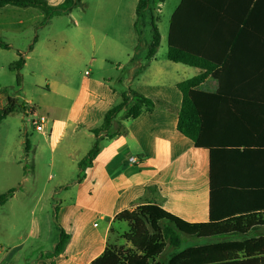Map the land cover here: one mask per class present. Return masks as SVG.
Segmentation results:
<instances>
[{
    "label": "crops",
    "instance_id": "crops-1",
    "mask_svg": "<svg viewBox=\"0 0 264 264\" xmlns=\"http://www.w3.org/2000/svg\"><path fill=\"white\" fill-rule=\"evenodd\" d=\"M138 2L139 0H135L133 9L130 5L128 11L129 23L133 29L131 31H136ZM181 2L182 0H151L149 4L152 14L155 8H158L160 15L164 14L165 9L169 10L166 17L164 16L168 23L167 50L171 19ZM7 7L24 8L6 5L0 9ZM252 7L251 0H207L204 12L205 29L212 34L220 33L221 36L208 39L206 46L219 50L227 48L228 55L232 49L240 50L244 47L247 41H238L235 34L244 30V23L251 15ZM252 15L255 20L253 19L246 31L253 33L259 28L260 14ZM193 18L195 25L188 23V26L197 30L201 23L197 20V14L193 13ZM157 27L161 43L163 35L159 25ZM0 36L4 39L6 37L3 33ZM249 45L250 42L247 46ZM167 54L168 51L164 57L154 56L150 60L147 57L145 60L136 59L129 55L125 66L120 64L117 69L123 72V76L116 78L115 86L111 85L113 77H102L103 81L88 80L79 89L76 102L70 107L59 130L55 122L49 127L51 135L58 130L57 142L68 136L72 145L76 146V149L67 154L76 166L74 179L63 183L64 190L72 192L75 198L71 203V209H75V213L68 223L70 233L65 231L63 223L58 222V234L49 236L52 247L45 249L47 252L52 251L60 233L64 231L69 235L64 251L49 257L52 259L49 263L40 259L32 264H91L104 252L108 244L117 248L129 247L130 244L122 238V230H127L128 224L116 222L115 217L123 211H132L143 205H158L190 223L209 221V151L197 148L190 138L178 130L179 111L183 102L178 85L203 74L206 70L172 61L168 59ZM255 63L252 58H243L240 53H236V57L231 60L233 65L229 71L230 78L239 79L242 77V66H254ZM86 75H90V72L86 71ZM200 89L215 92L218 83L210 75L201 84ZM130 90L151 99L154 107L143 110L136 118H126V109H123L114 119L112 128L99 135L100 152L83 171V178L78 179V164L96 141L92 129L102 125L106 112L118 105L123 94H129ZM14 99L19 102L28 101ZM81 150L77 157L76 152ZM96 220L99 221L98 224ZM86 225L93 227V230L87 231ZM41 230L39 225L31 234L47 239V236H42ZM251 233H254L252 237L264 235V227L256 228ZM248 236L218 237H225L226 240L222 242H227L251 238ZM216 243L221 242L191 247ZM174 249L167 247L166 251L169 250L170 254L166 260H162L163 254L157 261L167 262L169 256L175 254ZM43 250V246L38 247L39 258H43V253H47ZM9 257L8 254L5 255V259ZM14 264H18V261Z\"/></svg>",
    "mask_w": 264,
    "mask_h": 264
},
{
    "label": "trees",
    "instance_id": "trees-1",
    "mask_svg": "<svg viewBox=\"0 0 264 264\" xmlns=\"http://www.w3.org/2000/svg\"><path fill=\"white\" fill-rule=\"evenodd\" d=\"M79 1L65 0L64 6L52 9L45 0H0V7L39 8L45 13V21H48L62 12H68ZM150 1L139 0L136 27L144 12H149L153 18ZM251 1L253 7L244 23V30L235 34L238 41L247 43L240 50L232 49L229 55L227 48L219 50L206 46L208 39L221 36L205 29L207 0H182L171 19L168 59L206 70L178 85L183 95L178 130L197 148L209 151V221L190 223L155 204L123 211L115 217V221L128 224L129 229L122 238L130 246L117 248L108 244L91 264H264V235L190 247L181 253L171 254L167 262L157 261L167 247L181 245V234L197 238L246 237L256 228L264 227V0ZM193 13L197 14L201 23L197 30L188 26V23L195 25ZM257 13L260 14L258 30L253 33L246 31L255 20L252 14ZM160 41V32L153 20L148 60L155 56ZM0 47H9L1 36ZM236 53L256 62L254 66H242V77L239 79L229 75L233 65L231 60ZM24 64L25 59L20 57L15 68L20 70ZM210 75L218 83L215 92L200 89ZM20 79L18 74V83ZM23 107L24 102L10 98L7 109L0 112V122L16 108L23 110ZM153 107L151 99L132 90L123 94L122 101L106 112L102 125L92 129L96 141L78 164V179L83 178V171L100 152L99 135L112 128L114 119L123 109H126V118H136L143 110ZM12 194L13 190H10L0 195V204H5ZM68 240L69 235L62 231L54 249L43 253V257L62 253Z\"/></svg>",
    "mask_w": 264,
    "mask_h": 264
},
{
    "label": "rangeland",
    "instance_id": "rangeland-1",
    "mask_svg": "<svg viewBox=\"0 0 264 264\" xmlns=\"http://www.w3.org/2000/svg\"><path fill=\"white\" fill-rule=\"evenodd\" d=\"M45 1L57 9L64 6L65 0ZM134 3L135 0H80L68 12L48 21L39 8L0 9V34L6 35L4 40L9 44L8 48L0 47V93L30 101L49 120L46 136L34 129L21 108L0 122V195L13 190L8 201L0 204V264H32L40 259L49 263L51 258H39L38 247L43 246L44 252L52 247L49 236L58 234V222L70 233L68 223L75 213L71 209L75 198L64 190L63 183L74 179L76 166L67 154L76 146L68 136L59 142L56 138L79 89L90 79L103 81L102 77H113L111 85L115 86L116 78L123 76L117 69L120 64L125 66L129 55L145 60L153 20L163 35L155 56L166 55L168 23L164 16L168 8L161 15L155 8L153 18L144 12L136 31H131L128 11ZM20 57L25 64L17 70ZM54 122L59 127L51 135L49 127ZM39 225L47 239L31 234ZM90 229L93 227L86 225V230ZM181 236L182 243L175 253L226 240L218 236ZM169 254L167 250L162 260Z\"/></svg>",
    "mask_w": 264,
    "mask_h": 264
},
{
    "label": "built area",
    "instance_id": "built-area-1",
    "mask_svg": "<svg viewBox=\"0 0 264 264\" xmlns=\"http://www.w3.org/2000/svg\"><path fill=\"white\" fill-rule=\"evenodd\" d=\"M9 100L10 97L0 93V112H3L7 109L9 106ZM23 112L26 117H29V121L37 132L43 135L48 133L47 124L49 120L45 115L40 114L39 108L37 106L29 101H26L24 102ZM131 160L134 159L131 158Z\"/></svg>",
    "mask_w": 264,
    "mask_h": 264
}]
</instances>
